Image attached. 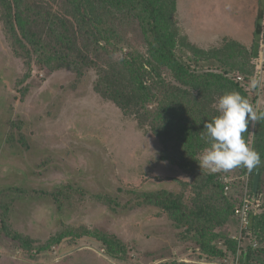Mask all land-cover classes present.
<instances>
[{
  "label": "rangeland",
  "instance_id": "1",
  "mask_svg": "<svg viewBox=\"0 0 264 264\" xmlns=\"http://www.w3.org/2000/svg\"><path fill=\"white\" fill-rule=\"evenodd\" d=\"M260 9L264 15V0H177L176 18L181 31L204 48L231 38L250 47ZM131 39L132 47L142 50L141 35ZM259 43L253 74L230 70L241 77L238 81L257 111L264 106V18ZM191 66L217 70L206 59ZM252 79L261 86L251 89ZM75 80L66 69L47 72L36 63L24 65L0 23V190L17 187L11 191L14 202L8 215L12 231H0V264H241V249L256 243L244 238L233 216L228 228H217L221 236L211 243L221 246L224 230L227 237L243 236L236 253L224 257L202 250L164 210L134 205L125 190L178 192V181L191 182L192 177L160 160L158 139L94 91V71ZM222 173L237 194V205L253 189V171ZM64 187L66 202L56 203L48 193ZM259 192L264 196L263 184ZM116 193L120 204L113 209L95 197ZM184 193L188 201L191 189ZM253 206L260 209V200ZM14 231L32 238L34 247L20 246ZM94 231L121 243H106ZM47 241L42 250L35 249Z\"/></svg>",
  "mask_w": 264,
  "mask_h": 264
},
{
  "label": "trees",
  "instance_id": "2",
  "mask_svg": "<svg viewBox=\"0 0 264 264\" xmlns=\"http://www.w3.org/2000/svg\"><path fill=\"white\" fill-rule=\"evenodd\" d=\"M176 13L177 0H0L3 34L24 65L36 63L47 72L66 69L75 75V81L94 71V91L158 139L160 160L191 175V182L178 181L182 185L178 192L125 190L133 196L134 205L164 210L202 250L225 257L228 252L236 253L243 236L227 237L224 230L226 240L221 246L212 245V240L221 236L217 228L230 226L231 216L239 227L234 209L247 200L251 206L250 226L242 233L256 246L241 249V264L255 260L264 264L260 258L264 255V196L259 192L264 185V120L255 123L252 138L251 125L243 134L259 152L261 164L256 168L260 171L257 190L250 189L237 205V194L232 193L230 181L224 180L226 176L222 172L211 174L198 164L199 153L209 146L201 139L206 132L205 122L218 115L217 98L229 92L248 97V90L230 70L255 72L263 11L260 9L256 15L255 38L250 47L231 38L209 48L181 31ZM135 33L142 37V50L132 47L131 36ZM124 48L128 54L123 53ZM198 59L210 61L217 70L193 68L191 62L195 64ZM258 112H264V106ZM16 188L0 190V231L7 233L12 231L8 215L14 202L11 191ZM185 188L191 189L188 201ZM48 194L57 203L67 199L68 191L57 188ZM95 197L112 209L120 204L117 193ZM256 199L261 202L257 210L251 204ZM13 233L20 246L34 247L32 238ZM94 234L111 245L121 243L114 236H99L97 231ZM48 241L35 245V249L42 250Z\"/></svg>",
  "mask_w": 264,
  "mask_h": 264
},
{
  "label": "clouds",
  "instance_id": "3",
  "mask_svg": "<svg viewBox=\"0 0 264 264\" xmlns=\"http://www.w3.org/2000/svg\"><path fill=\"white\" fill-rule=\"evenodd\" d=\"M261 81L252 79L250 88L261 86ZM218 115L205 122L206 132L201 139L208 147L199 156L200 169L209 173L229 172L235 168H245L252 172L261 164V157L255 148L243 138L249 126L264 120V112H258L248 99L238 92L219 96L215 103Z\"/></svg>",
  "mask_w": 264,
  "mask_h": 264
},
{
  "label": "built area",
  "instance_id": "4",
  "mask_svg": "<svg viewBox=\"0 0 264 264\" xmlns=\"http://www.w3.org/2000/svg\"><path fill=\"white\" fill-rule=\"evenodd\" d=\"M236 79L240 80L241 77L237 75ZM256 201L259 202V200L256 199L254 203H251V204L254 205ZM250 209H251V206L249 205L247 200H244V202H242V205L234 209V215L237 217L238 222H239L240 232L248 231V228L250 226V212H251Z\"/></svg>",
  "mask_w": 264,
  "mask_h": 264
},
{
  "label": "water",
  "instance_id": "5",
  "mask_svg": "<svg viewBox=\"0 0 264 264\" xmlns=\"http://www.w3.org/2000/svg\"><path fill=\"white\" fill-rule=\"evenodd\" d=\"M259 169H255V172H254V179H253V191L255 192L257 190V187H258V182H259Z\"/></svg>",
  "mask_w": 264,
  "mask_h": 264
}]
</instances>
